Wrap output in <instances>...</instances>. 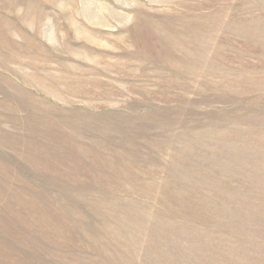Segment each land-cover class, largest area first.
Masks as SVG:
<instances>
[{
  "label": "rangeland",
  "instance_id": "374dc122",
  "mask_svg": "<svg viewBox=\"0 0 264 264\" xmlns=\"http://www.w3.org/2000/svg\"><path fill=\"white\" fill-rule=\"evenodd\" d=\"M0 264H264V0H0Z\"/></svg>",
  "mask_w": 264,
  "mask_h": 264
}]
</instances>
